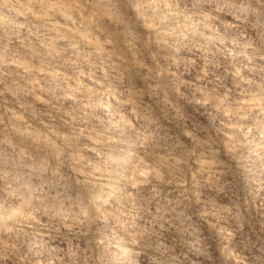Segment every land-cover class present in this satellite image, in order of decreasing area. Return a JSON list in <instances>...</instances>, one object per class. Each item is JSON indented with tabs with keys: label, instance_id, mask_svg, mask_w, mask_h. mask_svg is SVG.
Returning <instances> with one entry per match:
<instances>
[{
	"label": "rangeland",
	"instance_id": "rangeland-1",
	"mask_svg": "<svg viewBox=\"0 0 264 264\" xmlns=\"http://www.w3.org/2000/svg\"><path fill=\"white\" fill-rule=\"evenodd\" d=\"M0 264H264V0H0Z\"/></svg>",
	"mask_w": 264,
	"mask_h": 264
}]
</instances>
